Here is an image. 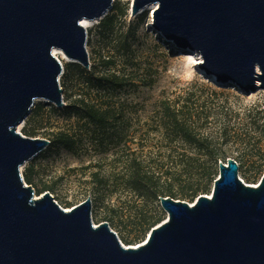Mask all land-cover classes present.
I'll return each instance as SVG.
<instances>
[{
  "label": "water",
  "instance_id": "obj_1",
  "mask_svg": "<svg viewBox=\"0 0 264 264\" xmlns=\"http://www.w3.org/2000/svg\"><path fill=\"white\" fill-rule=\"evenodd\" d=\"M171 56L197 53L195 68L220 87L264 91V0H133L148 6ZM114 0H0V264H264V176L239 177L233 158L219 162L210 194L189 202L160 198L167 218L137 246H125L108 222L93 221L89 197L66 210L40 196L22 173L51 144L21 128L37 102L66 106L62 51L90 69L88 29Z\"/></svg>",
  "mask_w": 264,
  "mask_h": 264
},
{
  "label": "rangeland",
  "instance_id": "obj_2",
  "mask_svg": "<svg viewBox=\"0 0 264 264\" xmlns=\"http://www.w3.org/2000/svg\"><path fill=\"white\" fill-rule=\"evenodd\" d=\"M118 1L129 3V17L126 24L122 25L121 31L129 30L131 33V48L127 54L118 59V70L124 71L128 76L126 88L118 92L119 96L115 100L123 108V118L116 123L118 141L122 138V145L114 148V144H111L108 146L111 149L109 153H101L97 142L83 131V123L79 125L76 118L68 119L59 112L50 111L48 106L37 123V137L48 139L47 137L52 132L66 131L75 135L77 140H82L73 153L66 151L63 147L49 146L27 165L35 163L40 179L54 186L55 191L52 195L66 210L81 204L89 197L92 199L94 192H100L99 203L93 204L92 216L95 225L98 226L102 223L108 211H113V214L119 218V229H117L118 232L112 229L118 233L122 243L128 247L137 246L143 240L135 241L137 239L136 225H134L135 204L132 194L124 187L120 172L121 166L115 162L119 157L120 149L136 148L137 145L133 139L139 137L141 146L150 149L154 154L160 151L153 161L162 162L163 165L168 162L165 153L168 154L170 150L174 151L169 161V164L172 165V162L178 161V153H182L184 149H190L177 137L157 130L158 124L154 120L159 116L160 102L167 99L181 104L185 100L186 94L191 92L190 101H197L199 105L207 102V107H210L208 105L214 101L217 106L223 104L228 107L232 106L243 115L245 108L258 100L264 101V91L259 90L247 96L237 85L218 86L202 73L190 67L189 60L197 58L199 56L197 53L171 56L169 49L156 31L147 30L148 24H153L154 10L151 5L142 10L140 14L133 16L131 11L133 0H114V4ZM97 25L88 29L87 49L91 62V67L88 70H91L92 66L99 62L101 55H107V50L104 51V42L98 34ZM62 63L66 69L67 65L72 62L64 60ZM60 82L64 89L65 99L67 96H71L73 99L86 97L93 104H101L102 94L91 89L90 87L93 86L85 83L84 78L77 72H72L67 77L64 70ZM37 103L47 102L39 101ZM255 120L256 117L245 122L243 120L244 124L237 127L241 129L242 139L249 144L250 152L247 153L251 156L250 161L243 165L239 172L240 179L249 185H257L264 176V172L261 176L256 175L255 168L259 159L255 156V150L253 152L250 150L253 145L258 144L257 125L261 127L264 124L263 120L259 119L256 120L258 124L254 125ZM218 125L211 124L207 133L216 131ZM261 149L264 151V141L261 143ZM201 161H203L202 158ZM26 166L22 168L23 175ZM100 170L109 180L105 188H99L90 183L93 179L92 175L99 173ZM193 202L189 203L193 204ZM146 206L147 211L155 210L152 203H148ZM160 209L165 215V220L167 213L161 205ZM124 239L133 241L130 242L133 244L125 243Z\"/></svg>",
  "mask_w": 264,
  "mask_h": 264
},
{
  "label": "trees",
  "instance_id": "obj_3",
  "mask_svg": "<svg viewBox=\"0 0 264 264\" xmlns=\"http://www.w3.org/2000/svg\"><path fill=\"white\" fill-rule=\"evenodd\" d=\"M128 17L129 3L116 2L110 13L97 25L107 55H101L99 62L94 64L91 70L78 63H69L64 69L67 77L70 73L77 72L84 78L85 83L93 86L91 89L102 94L101 104H93L86 97L73 99L71 96L66 97L67 105L63 108H56L49 103H37L21 130L24 135L37 137V123L49 106L50 111L59 112L68 119L76 118L79 125L83 123V131L97 142L101 153H109L111 149L108 146L111 144H114V148L122 145V138L118 141L116 123L123 118V108L115 100L119 96L118 92L128 84V76L124 71L118 70V59L131 48V33L129 30L121 31ZM191 96V92L187 93L181 104L177 101L162 100L159 116L154 120L158 124V131L173 135L190 147L178 153L177 162L169 164L174 154L173 150L165 153L168 160L166 165L159 161L154 162V157H157L160 151L154 154L150 149L141 146L139 137L133 139L137 147L121 148L115 161L121 166L124 187L132 194L135 204L134 225L137 237L135 241H144L151 229L164 221L165 215L160 209V198L171 197L193 202L202 194H210L218 177L220 161L226 162L228 158H233L240 165V170L250 161L249 144L242 139L241 129L237 127L255 117L256 120L262 119L264 122V101H256L245 108L242 115L232 106L228 107L225 104L217 106L214 101L210 102L211 105H208L210 107H207V102L199 105L197 101H190ZM256 120L254 125L258 124ZM211 124H219V127L216 131L207 133ZM257 126L258 144L253 145L250 150L252 152L255 150V156L259 159L255 172L261 176L264 172V151L261 149V143L264 141V124L261 127ZM47 138L51 141L50 146L63 147L71 153L75 152L76 146L82 140H77L75 135L66 131L52 132ZM238 144L243 146L242 149ZM92 176L91 184L99 188L107 186L109 180L101 170ZM24 177L38 196L46 191L52 194L55 191L53 185L40 179L35 163L26 166ZM100 197V192H94L93 204H98ZM148 203L153 204L154 211H147ZM118 219L113 211H108L102 222H108L118 232ZM124 242L133 244L130 243L133 241Z\"/></svg>",
  "mask_w": 264,
  "mask_h": 264
},
{
  "label": "bare ground",
  "instance_id": "obj_4",
  "mask_svg": "<svg viewBox=\"0 0 264 264\" xmlns=\"http://www.w3.org/2000/svg\"><path fill=\"white\" fill-rule=\"evenodd\" d=\"M158 7V5L157 4H153V5H151V8L153 9V10H155L156 8ZM83 25L87 28V29H89V28H91V27H93L94 25H96V24H94V23H92V22H90V21H84L83 22ZM55 54L60 58V60L61 61H70V59L62 52V51H55ZM201 62H202V58L201 57H199V56H197V58H191L190 60H189V64H190V67H192L194 70H196V71H198L196 68H195V65H200L201 64Z\"/></svg>",
  "mask_w": 264,
  "mask_h": 264
}]
</instances>
